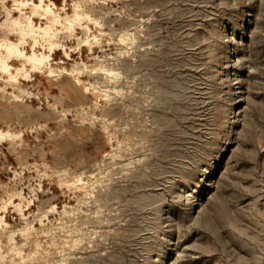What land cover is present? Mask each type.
Listing matches in <instances>:
<instances>
[{"label": "rangeland", "instance_id": "374dc122", "mask_svg": "<svg viewBox=\"0 0 264 264\" xmlns=\"http://www.w3.org/2000/svg\"><path fill=\"white\" fill-rule=\"evenodd\" d=\"M0 264H264V0H0Z\"/></svg>", "mask_w": 264, "mask_h": 264}]
</instances>
